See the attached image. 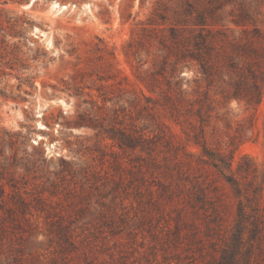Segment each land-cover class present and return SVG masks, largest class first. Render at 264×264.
<instances>
[{
  "label": "trees",
  "instance_id": "1",
  "mask_svg": "<svg viewBox=\"0 0 264 264\" xmlns=\"http://www.w3.org/2000/svg\"><path fill=\"white\" fill-rule=\"evenodd\" d=\"M7 11L0 7V62L12 54L10 63L19 59V46L9 39L22 32L5 21ZM126 54L148 66L138 76L158 96L142 89L125 107L98 88L102 103L90 94L85 102L92 110L80 111L75 122L95 131L97 150L114 172L65 158L59 171H50L45 160L22 161L16 151L0 169V264H107L76 224L85 219L119 231L124 212L114 205L122 194L133 197L139 222L169 215L167 240L178 257L184 247L196 264H264V167L249 154L235 165L241 140L211 130L218 103L236 99L257 108L264 98V0H155L149 16L136 22ZM185 67L195 68L192 79L183 77ZM143 111L152 115V133L138 121ZM19 164L20 175L13 169ZM31 172L39 174L30 178ZM60 172L81 184L69 187ZM89 180L101 196L98 208ZM62 193L74 194L68 207Z\"/></svg>",
  "mask_w": 264,
  "mask_h": 264
},
{
  "label": "rangeland",
  "instance_id": "2",
  "mask_svg": "<svg viewBox=\"0 0 264 264\" xmlns=\"http://www.w3.org/2000/svg\"><path fill=\"white\" fill-rule=\"evenodd\" d=\"M154 1L0 0V7L8 9L3 16L5 21L9 20L22 32V36L9 39L17 42L19 59L6 63L12 57L10 54L0 62V150H3L0 169L3 164H9L18 151L22 161L38 160L37 164H42L45 160L50 171H59L61 159L65 158L73 162L88 160L98 168L114 172L97 150L95 131L75 122L80 111L92 110L90 102H85L90 94L102 103L98 88L125 107L128 99L141 94L142 89L158 96L138 76L148 66H141L138 58L126 54L136 22L149 16ZM55 3L67 7L61 9ZM129 12L133 15L127 19ZM134 14L138 15L136 19ZM182 74L185 79H192L195 68L185 67ZM107 105L111 107L113 102ZM131 111L133 116H138V109L133 107ZM216 111L213 113L215 128H211L214 135L224 140L236 135V141L241 140L235 165L242 155L249 154L264 167V98L257 108L233 99L218 103ZM142 113L146 118L138 121L140 125L148 122L152 133L156 126L152 115L148 111ZM171 124L173 130L183 136L181 127ZM81 140L86 142L82 148ZM79 147L82 150L77 153L75 149ZM13 169L19 175L25 171L22 164ZM36 174L39 173L31 172L30 178ZM59 175L69 187L81 184H75L69 174L60 172ZM88 184L93 190V208H98L96 201L100 193L93 180ZM73 197V193L61 194L64 205ZM132 199L122 194L114 205L120 214L124 212L119 231L106 226L98 228L87 224L85 219L78 221L79 237L94 240L89 248L91 252L107 264H196L194 258H186L188 250L179 248L178 257L175 246L168 243L166 225L173 222L169 215L159 213L139 222L131 209ZM123 205L128 207L121 209ZM137 214L142 216V211L137 210ZM37 237L39 241L46 239L43 234Z\"/></svg>",
  "mask_w": 264,
  "mask_h": 264
},
{
  "label": "bare ground",
  "instance_id": "3",
  "mask_svg": "<svg viewBox=\"0 0 264 264\" xmlns=\"http://www.w3.org/2000/svg\"><path fill=\"white\" fill-rule=\"evenodd\" d=\"M59 4L58 3H55V6H58ZM67 7V5H64V6H60L61 9H65Z\"/></svg>",
  "mask_w": 264,
  "mask_h": 264
},
{
  "label": "water",
  "instance_id": "4",
  "mask_svg": "<svg viewBox=\"0 0 264 264\" xmlns=\"http://www.w3.org/2000/svg\"><path fill=\"white\" fill-rule=\"evenodd\" d=\"M59 6H64V4H59Z\"/></svg>",
  "mask_w": 264,
  "mask_h": 264
}]
</instances>
